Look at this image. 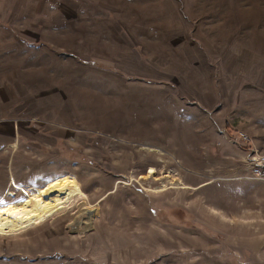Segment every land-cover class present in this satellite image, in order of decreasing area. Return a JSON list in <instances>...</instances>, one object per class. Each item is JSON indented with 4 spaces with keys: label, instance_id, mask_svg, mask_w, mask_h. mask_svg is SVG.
<instances>
[{
    "label": "rangeland",
    "instance_id": "374dc122",
    "mask_svg": "<svg viewBox=\"0 0 264 264\" xmlns=\"http://www.w3.org/2000/svg\"><path fill=\"white\" fill-rule=\"evenodd\" d=\"M8 120L0 206L67 179L88 202L0 264H264V0H0Z\"/></svg>",
    "mask_w": 264,
    "mask_h": 264
},
{
    "label": "bare ground",
    "instance_id": "6f19581e",
    "mask_svg": "<svg viewBox=\"0 0 264 264\" xmlns=\"http://www.w3.org/2000/svg\"><path fill=\"white\" fill-rule=\"evenodd\" d=\"M155 172L153 168L150 170V174ZM13 186L16 187L14 184ZM165 190L163 188L158 192ZM37 192L38 194H33L25 191V202L0 206V235L20 234L42 225L54 216L72 211L83 202H88V197L79 183L72 179L47 184Z\"/></svg>",
    "mask_w": 264,
    "mask_h": 264
},
{
    "label": "built area",
    "instance_id": "2783aa9c",
    "mask_svg": "<svg viewBox=\"0 0 264 264\" xmlns=\"http://www.w3.org/2000/svg\"><path fill=\"white\" fill-rule=\"evenodd\" d=\"M242 138L249 141L245 135ZM246 164L249 172L246 179L264 181V150H254Z\"/></svg>",
    "mask_w": 264,
    "mask_h": 264
},
{
    "label": "crops",
    "instance_id": "0c3cea01",
    "mask_svg": "<svg viewBox=\"0 0 264 264\" xmlns=\"http://www.w3.org/2000/svg\"><path fill=\"white\" fill-rule=\"evenodd\" d=\"M16 123H13V121H6L2 124H0V151L3 148L2 145L7 142L8 140L11 141L13 137V132H17Z\"/></svg>",
    "mask_w": 264,
    "mask_h": 264
}]
</instances>
